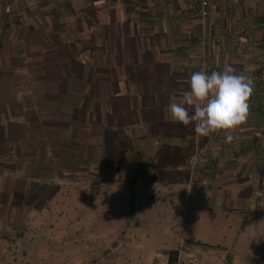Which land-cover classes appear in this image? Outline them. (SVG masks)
Wrapping results in <instances>:
<instances>
[{"label": "crops", "instance_id": "1", "mask_svg": "<svg viewBox=\"0 0 264 264\" xmlns=\"http://www.w3.org/2000/svg\"><path fill=\"white\" fill-rule=\"evenodd\" d=\"M134 1L95 0V19L83 22L85 33L95 32L92 36L86 33L85 38L86 43H95L97 51L94 86L85 83L78 88L79 102L89 100L95 110V128L84 129V134L96 141V162L87 163L85 169L93 163L90 171L97 172L96 184L110 189L105 197L116 204L122 199L130 215L138 212L134 226L125 228L127 234L135 235L130 239L137 241L133 242L136 248L145 249L151 242L149 236L161 229L159 242L164 250H178L183 255L180 238L203 240L208 249L218 250L222 239H214L212 231L220 237L229 234L234 217L244 219L237 235L249 228L251 219L264 228V100L253 92L248 121L242 131L234 133L232 143L225 142L222 133L197 136L194 126L185 127L171 119L168 105L180 102L183 93L190 91V77L203 59L209 74L230 64L250 77L254 88L264 85V30H260L264 0H230L223 7L210 0V14L203 24L188 19L189 0ZM248 33L256 38L251 45H245ZM73 87L63 88L67 98ZM86 110L92 118L91 110ZM25 137L6 129L2 147L7 150L14 146L12 138L20 141ZM44 142L38 146L43 147ZM30 145L36 147L33 140ZM196 151L204 160L191 172L188 160ZM29 168L19 166L15 176L31 183L34 178L20 175ZM137 190H145L143 205L136 204ZM184 200L190 202L187 210ZM177 204L181 211L186 210L184 222L175 209V218L155 216L161 206ZM148 207L153 213H148ZM205 230L208 237L203 238ZM196 246H182L199 259L186 258L185 264H209ZM210 257L219 258L217 254ZM251 259L247 255L246 262L242 259L237 264H253ZM125 264H131L130 257Z\"/></svg>", "mask_w": 264, "mask_h": 264}, {"label": "rangeland", "instance_id": "2", "mask_svg": "<svg viewBox=\"0 0 264 264\" xmlns=\"http://www.w3.org/2000/svg\"><path fill=\"white\" fill-rule=\"evenodd\" d=\"M94 5L95 0H0V135L3 138L6 123L11 127L9 133L17 131L26 136L34 125L40 129L34 136H43L41 141V137L33 141L35 148L26 140L12 139L18 152L17 165L0 166V177L4 169L7 177L0 179V264H125L129 257L131 264H160V255L172 252L160 247L161 229H156L157 235L149 236L151 242L145 249L136 248L133 242L137 241L130 239L135 235L127 234L125 228L134 226L138 212L130 215L122 199L116 204L105 197L111 194L110 189L96 184L97 172L90 171L95 167L93 163L85 169L87 163L96 162V141L94 138L89 141V135L84 134V129L95 128L92 121L95 110L90 108V101L79 102L77 108L72 105L71 110L60 113L47 109L43 101L49 77L45 75L41 82L39 72L48 74L60 69L57 88L66 82L68 72L77 83L94 86L96 45L86 43L85 38L86 33L92 36L94 30L85 33L83 29V22L95 19ZM65 67L71 71H65ZM51 79L58 77L53 75ZM79 86L74 85L71 100L74 97L78 100ZM86 109L91 110L92 118L85 114ZM67 133L71 134L70 139ZM43 142L45 152L38 146ZM2 145L3 140L0 142L3 151ZM21 165L30 168L20 175L34 181L22 182L21 177L19 180L14 175L12 171ZM144 192H135L137 205H143ZM117 195L121 197L123 193ZM184 203L187 210L190 202ZM177 205V208L160 205L162 209L155 216L163 219L166 214L175 218L172 212L176 210L182 213L184 222L186 210L181 211ZM148 208V213H153ZM158 208L159 205L155 210ZM243 221L241 215L234 217L230 233L221 237L212 231L214 239H222L218 250L208 249L203 240L180 238L182 243L178 246L183 255L177 250L175 264H185L186 258L199 260L182 249L193 244L209 264L246 262L247 255L253 256V264H264V228L251 219L248 221L254 227L248 226L242 230L243 234L237 235ZM180 229L183 230L181 223ZM206 233L205 230L201 237H208ZM184 253L188 256L184 257Z\"/></svg>", "mask_w": 264, "mask_h": 264}, {"label": "clouds", "instance_id": "3", "mask_svg": "<svg viewBox=\"0 0 264 264\" xmlns=\"http://www.w3.org/2000/svg\"><path fill=\"white\" fill-rule=\"evenodd\" d=\"M190 91L183 93L180 102L168 105L173 121L185 127L194 126L197 136L223 134L225 142L236 139L250 115L249 101L253 81L230 64L223 71L194 72L190 77Z\"/></svg>", "mask_w": 264, "mask_h": 264}, {"label": "trees", "instance_id": "4", "mask_svg": "<svg viewBox=\"0 0 264 264\" xmlns=\"http://www.w3.org/2000/svg\"><path fill=\"white\" fill-rule=\"evenodd\" d=\"M66 69H64L65 71H71L69 70L68 67H65ZM59 71L60 69H58L57 71L55 72H50L48 74H45V73H42V72H39V76H42L41 79H39L41 82L47 77L48 80H47V83L46 84V88L44 89V95H43V101L45 102V107L47 109H52L55 113H60V112H68L69 110H71L72 107L69 106V104L71 103H74V104H71V106H76L77 108V105L79 104V101L81 100V95H80V92H78V100H71L70 98H67L66 97V94H64V90L63 88H65V85L67 86L68 84L69 85H80V83H77V79H73V78H70L71 77V73L68 72L67 73V78H64V80H66V82H64V84H62V86H59L58 85V88L56 87V81H60V77H59ZM8 72H11V70H8ZM46 75V76H45ZM51 75V76H50ZM53 75H57L58 77V80H55V79H51L53 77ZM61 76V75H60ZM61 80H63V78H61ZM50 82V83H49ZM82 82V81H81ZM49 83V84H48ZM84 83V82H83ZM53 85V86H51ZM46 91V92H45ZM7 96V95H6ZM10 99V98H9ZM45 99V100H44ZM4 101V99H3ZM5 101L6 100V97H5ZM62 101V102H61ZM71 102V103H70ZM8 103V102H6ZM25 107H23L22 109H24ZM75 108V109H76ZM32 111H35V109H32ZM16 121V119H15ZM6 125V123H5ZM3 125V128L4 130L6 129H11V127H7V125L5 126ZM49 128V127H47ZM51 130L53 129V127H50ZM29 129V128H28ZM44 130V129H43ZM36 131H40L39 128H34V125L32 126V128L29 130V133L26 135L27 137L24 138V140H26L28 142V145H30L31 141L35 140L37 137H41V136H34V132ZM53 131V130H52ZM55 131V130H54ZM41 133V132H40ZM6 135V133H4ZM8 134V133H7ZM42 134V133H41ZM44 135V134H43ZM71 135L70 133H68V136ZM45 136V135H44ZM67 136V135H66ZM43 137V136H42ZM42 137L41 139H39L40 141L42 140ZM45 138V137H44ZM14 139V138H12ZM11 139V140H12ZM3 140L2 136L0 135V142ZM51 141L54 142L55 139L51 137ZM37 147V146H36ZM4 148V146H3ZM43 149L45 150L44 148V145H43ZM0 154H2L1 158L0 159V166H5L8 164V163H13L15 166L17 164V161H18V157H17V151L15 150V147L13 145L9 146L8 149L6 150H0ZM2 171V170H1ZM28 170H25V171H21L23 172L24 174L27 172ZM14 173V175L16 174V170L15 171H12ZM20 172V173H21ZM5 169L3 170V175L0 177V179H4V178H7L5 176ZM10 173V172H8ZM4 181V180H3ZM9 182V181H8ZM4 185V184H3ZM20 235V234H19ZM169 255H171V258H169L170 260H168V263L167 264H175L176 262V258H177V254H178V251H172V252H168ZM197 262V261H196ZM199 264V262H197Z\"/></svg>", "mask_w": 264, "mask_h": 264}, {"label": "built area", "instance_id": "5", "mask_svg": "<svg viewBox=\"0 0 264 264\" xmlns=\"http://www.w3.org/2000/svg\"><path fill=\"white\" fill-rule=\"evenodd\" d=\"M230 0H215L214 2L218 6H225L229 3ZM137 0L134 1L136 3ZM212 2L210 0H189L186 15L188 19L197 24H203L207 20L210 14ZM260 30H264V20L260 22ZM255 37L252 33H248L245 39V45H251L255 41ZM201 69L208 70V66L206 61L203 59L201 62L198 71ZM253 92L260 98V100H264V85L258 84L255 88H253ZM203 154L199 151H196L188 160V167L191 172L195 171L199 165L203 162ZM170 255L168 252L163 253L159 257L160 264H167ZM189 264H198L197 262H188Z\"/></svg>", "mask_w": 264, "mask_h": 264}]
</instances>
